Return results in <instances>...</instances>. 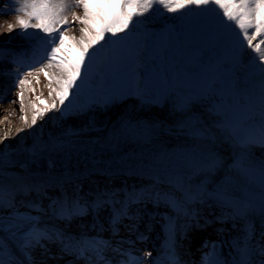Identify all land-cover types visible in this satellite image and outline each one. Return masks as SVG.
Here are the masks:
<instances>
[{
    "label": "bare ground",
    "instance_id": "bare-ground-1",
    "mask_svg": "<svg viewBox=\"0 0 264 264\" xmlns=\"http://www.w3.org/2000/svg\"><path fill=\"white\" fill-rule=\"evenodd\" d=\"M1 1L0 44L5 47L4 61L0 62V186L3 194L15 196V208H4L0 214L18 209L29 218L21 233L35 224L61 237L42 240L44 247L32 250L35 264H91V260L63 253L61 240L74 244L88 238L106 242L111 248H133L137 244L134 235L117 237L112 232L124 223L152 226L149 236L153 237L176 210L188 237L197 229L202 232L205 227L229 223V214L241 201L261 205L258 169L264 164V145L256 143L240 150L225 140L215 117L202 106L193 105L190 115L202 121L206 139L169 135L183 115L171 107H142L134 100L99 110L95 117L86 114L69 122L61 119L60 109L53 110L38 118L36 125H26L21 117L26 116L31 123L32 104L44 107L36 97L42 92L41 99L50 105L55 96H49L43 73L39 74V83L34 73L24 85L21 111L20 104L13 102L18 101L20 91L16 82L25 72L47 62L49 46L45 37L29 42L20 35L19 27L9 31L8 23L15 24L16 17ZM68 35L79 37L78 25L70 28ZM74 43L70 38L66 48L72 49ZM256 73L253 87L260 85L263 89L254 93L259 99L255 108L262 113L264 83ZM258 129L253 131L257 136ZM117 140L120 145L113 147ZM210 161L218 165H210ZM241 165L257 170L250 174L255 180L247 177ZM133 191L145 197L143 202H128L127 194ZM202 194L206 195L203 201ZM73 201L83 209L81 214L71 219L56 214L60 205ZM122 205H126L127 215L114 227L113 214ZM150 205L155 209L147 210ZM0 235L5 236L2 232ZM9 247L23 259L15 241L9 240ZM147 252V248L141 250L143 255ZM104 255L111 264L122 259L111 249Z\"/></svg>",
    "mask_w": 264,
    "mask_h": 264
},
{
    "label": "snow or ice",
    "instance_id": "snow-or-ice-1",
    "mask_svg": "<svg viewBox=\"0 0 264 264\" xmlns=\"http://www.w3.org/2000/svg\"><path fill=\"white\" fill-rule=\"evenodd\" d=\"M158 14L162 9L168 13H180L178 18L184 16L215 15L225 27L234 25L239 29L236 33L237 39L241 40L240 47L251 48L256 54L251 57V63L255 66L264 83V0H18L15 8L17 13L15 24L8 23L11 31L14 27H19L21 34L30 37L28 29L40 30L46 34L45 43L49 46L47 52V62L34 71H27L23 78L17 79L18 102L21 111L24 108L23 88L29 83L28 77L34 76L36 83H39V74L43 73L48 81L49 96H55L52 103L48 105L41 99L43 93L36 99L43 108H38L32 104L34 113L31 123L28 124L26 116H22L25 124L29 127L37 124L38 118H43L48 112L59 110L64 105L65 100L70 94V90L76 87V81L80 78L81 69L87 58L88 72L91 71L94 62L98 57L107 53V64L109 67L117 66L125 62L124 50L127 41L137 31L139 26L144 23L145 14L152 12ZM79 9V12L76 10ZM217 9L222 10L221 13ZM226 22H231L228 24ZM67 25L68 27H64ZM74 25H78L79 37H69L68 32ZM132 26V31L128 29ZM118 33H125L118 36ZM108 36L106 44L100 42ZM147 35V33H145ZM116 39H113V38ZM72 39L75 43L72 49L66 48V41ZM256 41V43H253ZM100 44L99 48H95ZM118 46V47H112ZM90 49H95L90 53ZM64 53L63 56L59 55ZM48 69V70H46ZM54 70V71H49ZM87 75V73H86ZM53 82L55 87H53ZM35 92V89H31ZM78 94V91H77ZM64 113L61 112V115ZM232 135L237 142L243 146H251L256 143L264 145V110L261 113V121L258 129V136L253 132L252 127H236L232 130ZM3 153H0L2 159ZM210 161L209 164H214ZM245 174H253L254 169L241 165ZM258 173L261 177L260 184V215L264 217V164H261ZM4 189L0 186V208H15V196L5 200L3 198ZM159 199V195L157 194ZM166 198V197H165ZM129 203L143 202L145 199L135 191L127 194ZM126 205L113 214V226L120 223V220L127 215L124 211ZM83 209L79 203L73 201L71 204H62L56 209V214L63 219H71L75 215L81 214ZM255 209L248 202L236 204L233 211L229 214V219L241 220L244 222L242 229L243 236L237 238L232 245L235 255L231 261H225L216 251V245H212L213 252L205 260V264H264V230L257 235L256 228L248 220V216ZM187 214V213H185ZM29 222V218L19 213L18 209L9 215L0 217V232L5 236L0 237V264H35L32 259V250L37 246L44 247L42 240L54 241L61 239L56 234L48 233L38 229L33 224L28 231L21 233L23 224ZM140 239H146L141 235ZM9 240L16 242V247L20 250L23 259L13 257L9 252ZM61 251L65 254H75L77 258L91 260V264H111L105 257L104 252L111 249L121 257L118 264H146L145 257H151L152 253L147 252L142 256H134L130 251H122L120 248H111L106 242L101 243L94 239L84 238L74 244L64 243L61 240ZM88 253L89 255H85ZM51 258L55 259L53 255ZM147 264H181L178 253L176 252L175 231L170 230L168 244L163 256L153 258Z\"/></svg>",
    "mask_w": 264,
    "mask_h": 264
},
{
    "label": "rangeland",
    "instance_id": "rangeland-1",
    "mask_svg": "<svg viewBox=\"0 0 264 264\" xmlns=\"http://www.w3.org/2000/svg\"><path fill=\"white\" fill-rule=\"evenodd\" d=\"M4 1L16 17L18 0H3V6ZM217 11L222 16V10ZM179 16L180 13L163 9L156 14L155 8L145 14L144 23L126 43L125 62L117 66H108V49L97 58L90 72L86 58L76 87L70 90L60 108L61 119L69 122L86 114L95 117L99 110L114 109L134 100L142 107H171L182 114L178 125L168 131L169 135L206 139L208 135L202 121L190 115L191 107L197 105L215 117L226 141L246 150L249 146L239 144L231 130L251 126L254 131L260 126L261 113L255 108L259 99L254 93L263 86L253 87L257 71L250 58L255 53L246 42L243 49L240 47L241 40L236 36L238 28L225 27L215 15ZM27 31L33 35L26 37L21 30L19 33L31 43L46 37L40 30ZM128 31H132L131 25ZM109 35L100 43L106 44ZM124 35L118 33V36ZM4 47L0 44V62L4 61ZM99 47L100 44L95 46ZM94 50L90 49V53ZM119 145L117 140L112 146ZM3 198L8 200L11 196L3 194ZM3 209L0 208V212ZM14 211L16 209L1 213L0 217ZM9 252L17 257L10 247Z\"/></svg>",
    "mask_w": 264,
    "mask_h": 264
}]
</instances>
